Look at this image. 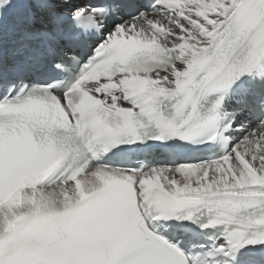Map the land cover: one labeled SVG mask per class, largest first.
<instances>
[{
  "label": "snow or ice",
  "instance_id": "obj_1",
  "mask_svg": "<svg viewBox=\"0 0 264 264\" xmlns=\"http://www.w3.org/2000/svg\"><path fill=\"white\" fill-rule=\"evenodd\" d=\"M0 264H264V0H0Z\"/></svg>",
  "mask_w": 264,
  "mask_h": 264
}]
</instances>
